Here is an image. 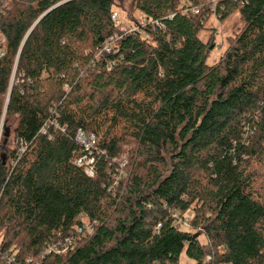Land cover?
<instances>
[{"label":"trees","instance_id":"trees-1","mask_svg":"<svg viewBox=\"0 0 264 264\" xmlns=\"http://www.w3.org/2000/svg\"><path fill=\"white\" fill-rule=\"evenodd\" d=\"M126 1L0 0V264H264V0H135L145 21L100 57ZM235 13L208 64L201 31ZM80 216L93 232L45 253Z\"/></svg>","mask_w":264,"mask_h":264},{"label":"rangeland","instance_id":"rangeland-1","mask_svg":"<svg viewBox=\"0 0 264 264\" xmlns=\"http://www.w3.org/2000/svg\"><path fill=\"white\" fill-rule=\"evenodd\" d=\"M135 0H127L123 8L114 7V14L119 18V22L116 23V31H125L130 27H136L139 23H143L145 19L142 16V13L134 9ZM242 22L240 20L239 13L233 14L231 17L225 21H220L215 15H212L206 23L205 29L201 31L200 38L204 42L210 40L211 33H215V47L212 49L210 55L207 57L206 62L210 65L217 64L221 57L223 56L225 50L227 49V40L229 37L234 36L238 30L242 27ZM130 147L128 146L127 149ZM123 166H122V165ZM128 166V153L124 154L121 159L118 160V167L115 175V184L119 183V178L125 175V170ZM262 175L258 178V185L264 187V164L259 167ZM123 173L121 174V172ZM264 193V191H263ZM187 217L190 218V215L187 214ZM181 228L184 230H189L190 227L182 225ZM200 240L205 241V235H200ZM179 261L181 264H194V260L190 258L185 249L180 255Z\"/></svg>","mask_w":264,"mask_h":264},{"label":"built area","instance_id":"built-area-1","mask_svg":"<svg viewBox=\"0 0 264 264\" xmlns=\"http://www.w3.org/2000/svg\"><path fill=\"white\" fill-rule=\"evenodd\" d=\"M192 12L198 13V9H193ZM113 19L115 21V24L119 22V18L116 15H113ZM156 24L161 26L160 22H156ZM137 29H139V25H137L136 27H130L127 30L122 31V32L115 31L113 35L109 36L106 40H104V43L102 45V48L99 50L98 55L101 57L105 53H111L115 51L117 41L125 33L133 32ZM41 131L43 133H46L45 128H42ZM76 140L83 147V150H85L86 153L76 158L74 160V163L80 167H83L86 174L93 177L95 174V159L92 156H90V154H91V149L94 147L96 143V138L93 134H87L83 130H79L76 135ZM88 152L90 153L88 154ZM122 173L123 171L121 172V174ZM173 216L175 218L176 225L178 226L184 225L187 227H191L190 218L187 217L186 215L181 216L180 214L175 212ZM80 220H81V225H79L76 230L71 232L69 236L59 237L55 240L49 241L46 246L45 253L53 252L57 254H64V253H67L68 251L74 250L78 246L79 240L83 236H87L90 233H92L95 228V225L97 224L96 221L87 220L83 216H80ZM159 227L160 225L157 228L159 229ZM209 259L210 258H208V261ZM8 261L9 263L15 262L16 258L12 256H8ZM33 262L34 260L32 258L26 259L27 264H30Z\"/></svg>","mask_w":264,"mask_h":264},{"label":"water","instance_id":"water-1","mask_svg":"<svg viewBox=\"0 0 264 264\" xmlns=\"http://www.w3.org/2000/svg\"><path fill=\"white\" fill-rule=\"evenodd\" d=\"M45 14H46V13H45ZM45 14H43V15H45ZM41 17H42V16H41ZM101 41L103 42V41H104V39L102 38V39H101ZM196 237H197V235H196Z\"/></svg>","mask_w":264,"mask_h":264}]
</instances>
